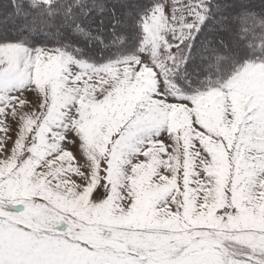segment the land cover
Returning <instances> with one entry per match:
<instances>
[{"label": "snow or ice", "instance_id": "1", "mask_svg": "<svg viewBox=\"0 0 264 264\" xmlns=\"http://www.w3.org/2000/svg\"><path fill=\"white\" fill-rule=\"evenodd\" d=\"M0 264H264V0H0Z\"/></svg>", "mask_w": 264, "mask_h": 264}]
</instances>
